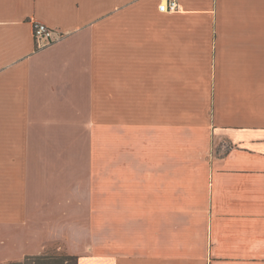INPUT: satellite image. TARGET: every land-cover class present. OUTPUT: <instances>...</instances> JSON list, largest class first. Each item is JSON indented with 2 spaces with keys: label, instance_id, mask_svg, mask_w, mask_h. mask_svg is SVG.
Returning <instances> with one entry per match:
<instances>
[{
  "label": "crops",
  "instance_id": "obj_1",
  "mask_svg": "<svg viewBox=\"0 0 264 264\" xmlns=\"http://www.w3.org/2000/svg\"><path fill=\"white\" fill-rule=\"evenodd\" d=\"M168 1L0 0V264H264V0ZM35 22L64 36L37 48ZM139 156L154 198H121ZM137 206L156 249L97 253Z\"/></svg>",
  "mask_w": 264,
  "mask_h": 264
},
{
  "label": "rangeland",
  "instance_id": "obj_2",
  "mask_svg": "<svg viewBox=\"0 0 264 264\" xmlns=\"http://www.w3.org/2000/svg\"><path fill=\"white\" fill-rule=\"evenodd\" d=\"M98 155V153H97ZM97 155H96V169L94 172V183L95 188L98 189L97 185L99 182H97L98 178L100 176L97 174ZM142 158V159H141ZM138 169L135 173L136 176H134L135 179H133V182L136 184L135 188H131L129 194L127 193L128 188H124L123 185L120 186V193L119 197L121 198H138V199H153L154 197L149 194L151 190L148 191V193H145L144 184H145V162H144V156H139L138 159ZM112 169V168H111ZM108 172L107 170L105 173ZM114 170L112 169L108 175H106L107 183L104 181V189H103V196L104 197H114L116 196L115 192L116 189L119 187L116 185H113L112 183L115 180V176L113 175ZM101 196V193L99 194ZM108 205H104V211L106 210ZM110 206V205H109ZM108 206V207H109ZM125 207L127 206H121L119 207L120 214H125ZM138 211L135 214H130L128 216V220L125 217H123V220L118 221V227H117V235L115 236L114 233L110 235V223L111 221L103 219L102 228L99 233L95 236V245H96V252L103 254V256H107L109 251V244L110 240H115L114 242L117 244V254L123 253V246L129 245L131 246H139L141 244H144V246L151 247L153 249H156L157 247V224L158 222H147L146 219H144L143 213H142V207H138ZM125 212V213H123ZM143 220H146L143 221ZM185 217L180 215V209L172 208L169 206L167 208L166 213V222L163 223V225L160 227L161 229V235L163 234L162 240L163 246L165 248V255L166 257H169L171 255V251H173V244L175 242H178L176 239L177 232L180 233V231H183L184 227H186V223L184 222ZM185 225V226H184ZM115 228V227H114ZM154 228V229H153ZM154 230V231H153ZM144 234V236H142ZM146 234H150L149 237H146ZM161 241V240H160ZM201 242V239L198 236V242L197 244ZM176 246V245H175ZM115 253V254H116Z\"/></svg>",
  "mask_w": 264,
  "mask_h": 264
},
{
  "label": "built area",
  "instance_id": "obj_3",
  "mask_svg": "<svg viewBox=\"0 0 264 264\" xmlns=\"http://www.w3.org/2000/svg\"><path fill=\"white\" fill-rule=\"evenodd\" d=\"M178 5L177 0H169L167 3L159 5V10L162 13L176 12L178 10ZM33 31L36 47L40 49L48 47L56 41L58 42L64 36L56 29L50 28L40 22H35L33 24Z\"/></svg>",
  "mask_w": 264,
  "mask_h": 264
},
{
  "label": "trees",
  "instance_id": "obj_4",
  "mask_svg": "<svg viewBox=\"0 0 264 264\" xmlns=\"http://www.w3.org/2000/svg\"><path fill=\"white\" fill-rule=\"evenodd\" d=\"M6 264H78V257L66 252H53L41 256H28L22 261H12Z\"/></svg>",
  "mask_w": 264,
  "mask_h": 264
}]
</instances>
